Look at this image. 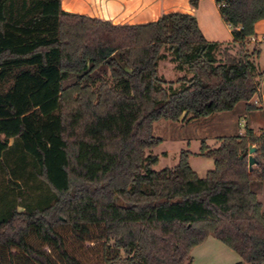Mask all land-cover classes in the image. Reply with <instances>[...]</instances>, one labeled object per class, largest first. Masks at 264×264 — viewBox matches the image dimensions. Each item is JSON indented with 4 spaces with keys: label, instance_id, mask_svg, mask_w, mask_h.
<instances>
[{
    "label": "trees",
    "instance_id": "trees-1",
    "mask_svg": "<svg viewBox=\"0 0 264 264\" xmlns=\"http://www.w3.org/2000/svg\"><path fill=\"white\" fill-rule=\"evenodd\" d=\"M214 1L239 46L221 60L226 43L207 40L187 12L114 24L60 0H0V159L52 193L22 211L0 195V264H92L85 243L98 264H184L208 234L237 264H264V130L201 141L198 155L213 160L204 177L187 150L158 171L146 153L162 142L153 122L230 111L258 91L259 48L245 47L264 0ZM164 47L190 74L177 88L157 73Z\"/></svg>",
    "mask_w": 264,
    "mask_h": 264
},
{
    "label": "rangeland",
    "instance_id": "rangeland-1",
    "mask_svg": "<svg viewBox=\"0 0 264 264\" xmlns=\"http://www.w3.org/2000/svg\"><path fill=\"white\" fill-rule=\"evenodd\" d=\"M109 1L110 0H82L84 5L90 7L99 15L102 14L106 16L109 12H112ZM113 12L115 14L114 18L123 22L120 24H125L126 20L130 19L129 13L131 12L128 11L127 13L125 9L114 7ZM237 49H239L237 44H222L215 50V57L221 60L224 57V51L234 54ZM245 49L250 52L253 46L246 45ZM161 53L164 57L158 61V76L167 81H172L174 83L173 87L177 88L179 83L176 82V80L179 77L190 76L187 67L178 68L177 62L173 60L171 52L167 47H164ZM251 59L255 60L254 57H251ZM236 109L238 110L239 108ZM191 119L192 118L188 116H184L183 119L177 121L160 119L153 122L152 133L162 138V142L158 146L146 151L147 154L150 153L158 156V162L153 167L154 170L158 171L166 167L175 166L178 163L179 152L181 150L192 152L189 154L188 161L190 162L191 168L199 177H204L207 170L213 168V160L211 158L198 155L200 148V139L198 136L201 133L209 134L214 132L213 129L218 128V126L220 128L222 125L215 124L214 126H207L208 124L203 121H189ZM221 128L220 131L218 129L217 131L226 132L222 131L223 129ZM217 144L218 142L215 143V145ZM195 152L198 153L194 155L193 153ZM12 159V156H6L0 159V195L7 193L8 198L17 204L18 211H22V205H34L38 199H43V197L47 195L50 197L52 196L45 182L40 179H31L28 177L25 179L13 178V176L9 174L11 166L13 165ZM20 223V221L16 222V226H19ZM96 249L97 247H95V245L91 246V243H85L84 248L81 249L83 256L85 255L84 258H86L89 263L98 264ZM240 261L241 258L236 252L221 244L212 234H208L201 243L191 248L189 257L184 264H236Z\"/></svg>",
    "mask_w": 264,
    "mask_h": 264
},
{
    "label": "crops",
    "instance_id": "crops-1",
    "mask_svg": "<svg viewBox=\"0 0 264 264\" xmlns=\"http://www.w3.org/2000/svg\"><path fill=\"white\" fill-rule=\"evenodd\" d=\"M109 2L112 7V14L109 12L106 16L99 15L90 7L84 5L82 0H60L61 8L65 11L110 20V22L116 24L123 22L114 18V7L125 9L127 13L128 11L131 12L129 13L130 19L126 20L125 24L154 21L161 14L171 11L187 12L196 17L198 26L207 40L220 43H231L232 41L231 28L221 18L214 0H198L196 7L190 6L188 0H110ZM246 45L259 48V56L255 59L256 79L259 83L257 93L248 101H239L230 111L217 112L206 117L189 120L203 121L208 124L207 126L222 125L220 128L223 127L221 128L222 131L226 132H218L217 129L220 131L218 126V128L213 129L214 132L201 133L198 136L200 142L204 141L210 147L217 146L215 143L217 142L216 138L219 136L242 134L245 126L252 128L255 132L264 130V18L255 22L254 34L246 40ZM257 197L262 204L264 213V183L257 190Z\"/></svg>",
    "mask_w": 264,
    "mask_h": 264
},
{
    "label": "water",
    "instance_id": "water-1",
    "mask_svg": "<svg viewBox=\"0 0 264 264\" xmlns=\"http://www.w3.org/2000/svg\"><path fill=\"white\" fill-rule=\"evenodd\" d=\"M256 150V148L253 145H249L248 146V168L250 169L252 167V165L255 163V160L252 156V153Z\"/></svg>",
    "mask_w": 264,
    "mask_h": 264
}]
</instances>
